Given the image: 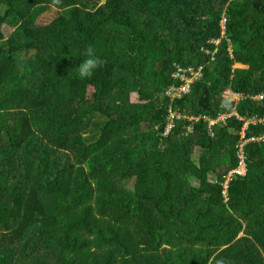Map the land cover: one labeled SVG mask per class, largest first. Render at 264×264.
I'll list each match as a JSON object with an SVG mask.
<instances>
[{
	"label": "trees",
	"instance_id": "16d2710c",
	"mask_svg": "<svg viewBox=\"0 0 264 264\" xmlns=\"http://www.w3.org/2000/svg\"><path fill=\"white\" fill-rule=\"evenodd\" d=\"M259 120L264 0H0V264H264Z\"/></svg>",
	"mask_w": 264,
	"mask_h": 264
},
{
	"label": "built area",
	"instance_id": "2783aa9c",
	"mask_svg": "<svg viewBox=\"0 0 264 264\" xmlns=\"http://www.w3.org/2000/svg\"><path fill=\"white\" fill-rule=\"evenodd\" d=\"M224 23H225V19L222 17L220 20V26L222 29L221 34H223L224 31ZM221 37L219 39H211L210 41H208L209 44H213L215 46H217L220 43ZM230 52V51H229ZM189 72L190 76L194 79L198 78L201 76V68L198 69H194V68H188V70H186ZM176 80L181 81V84L179 85H170L165 89L164 95L167 98V100L169 101V105L167 108V120H166V126L164 128V132L163 135H167L168 132L170 130H172V128L174 127L175 121L178 120L179 118H181V115L178 112H175L172 109V103L176 100H179L180 98H182L184 95H186L189 92V84H190V79H186L182 74H175L172 75ZM223 97L225 99H227L229 102H232L234 105H236L239 100L242 98V96L238 93H235L233 91H231L230 89H226L223 92ZM262 96H260L259 98H261ZM232 114H234L236 116V118L238 120H241V118H239L234 110L232 112ZM222 117H224V115H220L216 120H211V119H205L207 120V127H208V131L209 134L211 136H213V126L219 122L222 121ZM199 118H194V117H190L189 120L190 121H197ZM264 120H259V122H262ZM256 121H254L253 119H249L247 120L246 124L241 128V140L238 141L237 145H236V157L238 160V166L236 169L231 170L227 173V175L224 177V180L221 182V186H222V190H221V196L224 198V201H227L228 197H227V189H228V185L229 182L232 180V177L234 175H244L246 173V168H245V156L243 153V146L246 143L249 142H254L257 139L255 138H249V139H245L244 138V131L246 130V125L248 123H252L254 124ZM188 131H192V126H189Z\"/></svg>",
	"mask_w": 264,
	"mask_h": 264
},
{
	"label": "clouds",
	"instance_id": "9594fccd",
	"mask_svg": "<svg viewBox=\"0 0 264 264\" xmlns=\"http://www.w3.org/2000/svg\"><path fill=\"white\" fill-rule=\"evenodd\" d=\"M56 3H59V0H55ZM86 59H84L79 66L77 67L78 75L81 79H90L93 73L100 67H102L106 61L101 59L95 54L94 48L89 45L84 52ZM23 58L21 57V60ZM20 67H23V63L20 64ZM215 264H226V261L223 258L217 259Z\"/></svg>",
	"mask_w": 264,
	"mask_h": 264
},
{
	"label": "rangeland",
	"instance_id": "374dc122",
	"mask_svg": "<svg viewBox=\"0 0 264 264\" xmlns=\"http://www.w3.org/2000/svg\"><path fill=\"white\" fill-rule=\"evenodd\" d=\"M54 16H55V13L52 11V12H50V13H48V15L46 16V17H44L40 22H41V25L42 26H45V25H47V24H49V23H51L52 22V20H54ZM229 51L231 52V49H230V46H229ZM234 67H236V68H240V67H242V66H240V65H235ZM232 91V90H231ZM130 99H131V102L132 103H134V102H136L137 101V97H136V95H132L131 97H130ZM236 114V113H235ZM232 115H234V114H232V112L230 113V114H228V115H226V114H224V117H222V121L221 122H224L225 121V119H227V118H229L230 116H232ZM235 116V115H234ZM240 118V117H239ZM242 120V119H241ZM246 122L247 121H245L244 122V124H243V126L246 124ZM218 123V122H217ZM216 123V124H217ZM249 124V123H248ZM247 124V125H248ZM247 125H246V128H247ZM197 156H198V154H197V152H195L194 153V159L195 160H197Z\"/></svg>",
	"mask_w": 264,
	"mask_h": 264
},
{
	"label": "bare ground",
	"instance_id": "6f19581e",
	"mask_svg": "<svg viewBox=\"0 0 264 264\" xmlns=\"http://www.w3.org/2000/svg\"><path fill=\"white\" fill-rule=\"evenodd\" d=\"M90 223V222H89Z\"/></svg>",
	"mask_w": 264,
	"mask_h": 264
}]
</instances>
